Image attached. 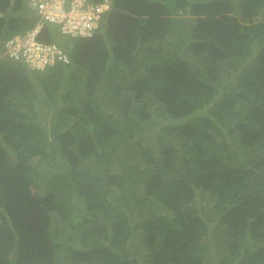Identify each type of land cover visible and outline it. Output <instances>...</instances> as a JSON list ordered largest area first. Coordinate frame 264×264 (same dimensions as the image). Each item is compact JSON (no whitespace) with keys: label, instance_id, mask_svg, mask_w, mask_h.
Wrapping results in <instances>:
<instances>
[{"label":"trees","instance_id":"1","mask_svg":"<svg viewBox=\"0 0 264 264\" xmlns=\"http://www.w3.org/2000/svg\"><path fill=\"white\" fill-rule=\"evenodd\" d=\"M38 18L0 0V50ZM60 43L0 59V264H264V0H111Z\"/></svg>","mask_w":264,"mask_h":264},{"label":"built area","instance_id":"2","mask_svg":"<svg viewBox=\"0 0 264 264\" xmlns=\"http://www.w3.org/2000/svg\"><path fill=\"white\" fill-rule=\"evenodd\" d=\"M38 21L25 33L10 36L0 52L13 62L23 63L32 70L43 71L59 63L68 64V50L59 40L42 39L43 28L51 26L58 36L68 38L89 37L100 28L109 1L96 0H30Z\"/></svg>","mask_w":264,"mask_h":264},{"label":"rangeland","instance_id":"3","mask_svg":"<svg viewBox=\"0 0 264 264\" xmlns=\"http://www.w3.org/2000/svg\"><path fill=\"white\" fill-rule=\"evenodd\" d=\"M171 38V40L169 41V39H168V42H167V46H171V44H169V43H173L174 42V39H176V38H172V36L170 37ZM56 158L55 157H53L52 158V156L51 157H46V158H44L42 161H40L39 162V164L38 165H41V166H43V164H51V163H54V160H55ZM117 168H119V166H117ZM205 204L208 206V204H209V206L211 207V203H210V201L209 202H207V201H205ZM211 253V252H210ZM212 254H214L213 252H212Z\"/></svg>","mask_w":264,"mask_h":264},{"label":"clouds","instance_id":"4","mask_svg":"<svg viewBox=\"0 0 264 264\" xmlns=\"http://www.w3.org/2000/svg\"><path fill=\"white\" fill-rule=\"evenodd\" d=\"M105 1V0H104ZM109 1V7H110V2H111V0H108ZM108 7V8H109ZM107 8V9H108ZM96 34V33H95ZM93 36V35H92ZM92 36H89V37H92ZM59 37V41H60V39L61 38H63V40H65V41H68V40H70V41H72V40H76V39H85V38H89L88 36L87 37H78V38H68V37H60V36H58ZM9 38V37H8ZM7 38V39H8ZM6 39V40H7ZM6 40H5V42H6ZM5 44V43H4ZM5 46V45H4ZM64 47L67 49V47H66V45H64ZM3 50H4V48H3ZM0 52H2L1 50H0ZM69 55H70V53H69ZM70 58H71V56H70ZM2 59V58H1ZM72 60V59H71ZM15 63H17V62H15ZM71 63V62H70ZM19 64H23V63H19ZM59 64H62V63H59ZM69 64V63H68Z\"/></svg>","mask_w":264,"mask_h":264}]
</instances>
